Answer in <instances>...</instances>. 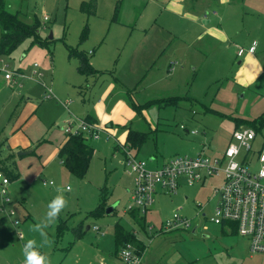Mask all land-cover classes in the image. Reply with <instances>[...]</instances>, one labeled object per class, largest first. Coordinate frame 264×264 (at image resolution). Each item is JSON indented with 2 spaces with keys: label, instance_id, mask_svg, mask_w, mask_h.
<instances>
[{
  "label": "rangeland",
  "instance_id": "obj_1",
  "mask_svg": "<svg viewBox=\"0 0 264 264\" xmlns=\"http://www.w3.org/2000/svg\"><path fill=\"white\" fill-rule=\"evenodd\" d=\"M84 2L88 3L83 5ZM89 2L6 0L11 12L28 24H38V29L12 53L0 55V66L7 64L8 70H21L24 74L21 84L13 85L0 70V130L6 127L10 109L19 97L29 98L35 109L21 132L36 143L34 153L39 156L16 152L11 157L7 145L0 146V173L7 178V173L16 175L8 178L6 196L0 193V264H24L22 249L30 239L36 241L49 264H120L114 241L115 222L133 231L144 244L141 264H264V253L250 252L244 237L221 235V226L210 221L215 205L212 188L219 183L217 178H209L201 188L187 186L181 190L183 194L158 197L144 216L146 227L142 229L125 211L133 176L123 167L124 146H117L103 130L98 137L90 138L93 151L83 177L73 175L58 161L51 167L43 164V159L65 137L61 129L66 121L63 117L71 115L76 125L78 117H84L88 104L101 96L109 82L110 73L99 78L91 97L85 99L81 95L87 96L93 81L79 86L85 93L73 90L74 86L69 85H74L78 76L76 51L88 61L102 59L103 67L114 66V75L122 82L128 81L132 88L139 79L143 80V73L144 80L152 78V84L145 89L130 88L137 101H159L155 106L160 117L156 131L150 130V124L138 115L125 126L148 132L146 142L138 150L129 148L137 159L148 160L153 152L158 159L177 153L195 155L189 150L192 146L207 155L212 150L220 153L232 132L241 126L236 125V119L252 121L264 114V34L260 29L255 55L262 69L255 70V65L248 69L232 59L224 43L206 54L200 49L206 46L202 42L193 44L189 35L178 45L164 42L160 27L151 25L157 16L154 5H146L144 0H95L93 13ZM158 17L160 22L167 20L166 15ZM194 32L192 28L190 33ZM171 46L176 53L169 62ZM69 49L73 54L69 55ZM241 58L245 56L238 59ZM34 62L39 64L36 70L42 75H33ZM44 87L53 91L47 99L42 98ZM171 97L176 100L165 104ZM68 99L73 100L69 110L63 106ZM181 123L196 130V134L186 133L180 128ZM256 132L254 149L263 147L264 151V126ZM120 134L121 130L116 136ZM49 181H54V185ZM60 194L67 205L45 229L49 241L45 244L44 237L32 228L45 221L49 202ZM100 201L104 207L115 204L114 210L110 214H88ZM179 206H183L181 213L191 218V227L161 231L163 220ZM200 209L205 217L196 215ZM95 225L99 229L95 230ZM148 225L153 228L148 230ZM76 226L79 236L74 232Z\"/></svg>",
  "mask_w": 264,
  "mask_h": 264
},
{
  "label": "crops",
  "instance_id": "obj_2",
  "mask_svg": "<svg viewBox=\"0 0 264 264\" xmlns=\"http://www.w3.org/2000/svg\"><path fill=\"white\" fill-rule=\"evenodd\" d=\"M144 2L146 5H148V3L154 5L153 9L155 10L154 12L157 16L153 18V22L151 23V25H155L157 28L160 27L159 29L162 30L160 35L162 36L161 38L164 42H171L172 46L178 45L181 41L187 39L189 35V37L192 38L191 42L193 44L202 42V45L206 46L204 48H200L201 50H204L206 54L208 53V51H212V53L215 52L219 44L224 43V45L226 44L228 48V53L230 54V56H232V59L237 60V64L239 66L241 64H244L245 68L250 69L255 65V67H253L255 68V70L262 69L261 61H259V58L255 55V53L259 45L256 34H259V29L264 34V0H144ZM161 14L166 15L167 20L165 22L158 21V16H160ZM171 18H174V22H172L173 20H170ZM192 28L195 30L193 35L190 33ZM252 41H256V48L254 52H244L243 55L237 56V47L242 46L244 48H247L252 43ZM172 46L169 54V62L176 53V48L172 50ZM157 51L158 50L156 49L155 53ZM89 53H91V50H89ZM243 56H245V59H238ZM108 61L109 63H111L110 59H108ZM88 62L93 69V74L86 76L83 75L78 71V65L76 64V73L78 74V79L74 78V85L72 83L69 85L70 87L74 86L73 90H75L79 89V86L81 85H88L90 80L93 81L92 86L87 91L89 94L86 92V90L79 89L80 92L83 91V93L86 92L85 94H87V96L83 94L81 95L83 99H85L86 97H91L92 91L96 87L95 83L99 80V78L109 73L110 74L108 75L109 82L106 84L104 90L101 93V96H98L97 100H95L92 104H88V108L83 118L85 119L86 117L90 116L94 120V123L102 128L103 132H105L108 136H111L115 140L116 145L120 146V148L121 145L127 147V145L125 144V140L128 128L131 127L125 128V126L137 115L144 119L147 124H150V130L156 131L157 128L155 127V125L160 122V117L156 112L157 108H155L158 102H152L149 106L143 107L139 112H137V110L133 109L132 104L141 106L143 104L149 103L151 100L137 101L134 93L132 92L133 90L130 89L132 88V85H130L128 81L122 82V79L120 81V79L115 76L116 74L114 73V66L113 69L109 67H103L101 63L102 59L99 58H97L96 60L94 59V61L90 60ZM17 71L23 74L21 70ZM145 77L146 73H143V80L139 79L133 85L135 91L139 86H142V88L145 89L152 84V78L144 80ZM20 78L24 79V74L23 76L15 77L14 81H10L7 79L6 80L10 81L13 85H20ZM244 83H247V81L244 80ZM43 86L45 85L43 84ZM19 98L20 99L17 101V103L14 104L10 109L9 116L6 119V127H2L0 130V146H4L6 144L8 148V155L11 157L12 154H15L16 152L18 155L26 153H33L34 155H36L33 148L36 143L34 141L32 142L31 138L23 134L24 132H21L24 130V124L26 123L30 115H32V113L34 112L35 104L29 98H27L26 100H24L25 98L23 97ZM72 102L68 104V108L69 105L72 104ZM192 112L194 111L192 110ZM149 118L153 119L154 121L150 123ZM63 120L66 121L64 122ZM63 120L62 121L64 122V124H66L67 122L72 120V116H64ZM153 123L154 125H151ZM64 124L61 125L62 130ZM180 125H184V131L186 133L191 134L189 131L194 130H189L185 123H181ZM120 130L121 134L119 137H117L116 133ZM63 133L65 134L64 139L58 146L54 148V150H52V152H50L43 159L44 165H49L51 167V164L54 161H58V163L62 165L61 161L58 158V152L67 138V134L64 131ZM195 134L196 133L192 135ZM41 142L42 140H38V143ZM127 148L129 149V147ZM201 148H203V145H201ZM190 149H192V152H201L200 148L197 149V147L194 146L189 147V150ZM212 151L213 153L209 155H218L223 150L220 153H214V150ZM178 154L179 153L171 155L168 158L158 159L156 152H153L149 154L148 160H150L149 163L152 164V166H156L161 162ZM36 156L38 157L39 155ZM44 165H42L43 168ZM5 168L8 167L5 165ZM204 184H199V187H203ZM185 187H187V185L184 182H181V186L179 187V190L177 192H181L183 194L184 192H182L181 190ZM129 190L131 189H128L127 191ZM127 194L129 195V193ZM163 195L166 194H163L160 191L156 193L155 202L148 209V211H150L155 206L157 198L162 197ZM184 198H187V196L184 195ZM182 207L183 206H179V208H176L174 211L178 210L181 213V210L183 209ZM172 213L168 217H170ZM196 215L198 214L196 213ZM89 228L90 226L86 227V229ZM152 228V226H147L148 230H151ZM79 230L80 229L76 226L74 232L75 234H77V236H79ZM193 231L194 229H192V232ZM220 233L224 236L232 234L227 228L222 229V227Z\"/></svg>",
  "mask_w": 264,
  "mask_h": 264
},
{
  "label": "built area",
  "instance_id": "obj_3",
  "mask_svg": "<svg viewBox=\"0 0 264 264\" xmlns=\"http://www.w3.org/2000/svg\"><path fill=\"white\" fill-rule=\"evenodd\" d=\"M47 20V16H43ZM256 41L244 48L237 47V56L244 52L253 53ZM33 75H42L33 63ZM4 78L14 81L15 77L23 76L17 70H8L7 64L0 66ZM53 95L50 87H44L42 98L47 99ZM72 102L68 99L63 106L67 109ZM74 120L63 126L66 134L83 133L86 137H98L103 130L96 123H90L79 118L76 125ZM185 129L184 125H180ZM191 134L196 130H190ZM256 130L249 126L236 128L226 144L224 150L218 155H207L198 152L195 155L188 153L175 155L156 166H150V160L137 159L135 154L125 146L123 147V167L133 176V187L128 191L129 198L125 211L137 209L144 214L154 204L158 191L163 194H175L184 182L187 186L204 184L209 178H217L219 183L212 188V197L215 205L209 216L211 222L224 225L229 230L231 223L236 226V234L244 237L248 249L252 253H264V151L254 149ZM256 164L255 169H251ZM50 182V181H49ZM48 184H51L49 183ZM9 179L0 173V193L6 196V187ZM12 213V211H11ZM198 215L205 217L200 209ZM191 227V220L178 210L164 220L161 231H173ZM94 229H99L96 225ZM150 229V228H149ZM117 257L120 264H140L142 254L136 247L126 243L118 250Z\"/></svg>",
  "mask_w": 264,
  "mask_h": 264
},
{
  "label": "trees",
  "instance_id": "obj_4",
  "mask_svg": "<svg viewBox=\"0 0 264 264\" xmlns=\"http://www.w3.org/2000/svg\"><path fill=\"white\" fill-rule=\"evenodd\" d=\"M88 2H84L83 5ZM91 11L94 12L95 0H90ZM85 7V6H84ZM38 29V24L36 23H26L21 20L17 13L11 12L6 4V0H0V55L12 53L27 37L35 32ZM76 57L78 60V71L83 75L93 74V69L91 68L87 58L81 52L76 51ZM73 54V51L69 49V55ZM176 98L171 97L167 99L166 103H172ZM152 102H159L157 100L150 101L149 103L143 104L141 106L133 105V109L139 112L143 107L149 106ZM86 121L94 123V120L89 116L85 118ZM236 125L248 124L247 126L254 128L256 131L264 126V114L257 117L252 121H243L241 119L235 120ZM148 132L138 131L132 128H128L126 135L125 144L129 148L139 149L142 144L147 140ZM88 137L83 133L78 134H67L65 142L59 149L58 158L61 161L62 165L77 177H83L89 166L93 148L90 145ZM8 178H14L16 175L7 173ZM104 203L100 201L96 208L89 212L88 214H101L105 212L106 207ZM129 216L132 218L134 223L140 225L142 229H145L144 225V214L140 213L139 210L133 209L128 211ZM229 231L232 234H236V226L234 223L229 224ZM222 229H225V226H221ZM114 241L116 245V255L121 246L126 243L133 244L138 253L142 254L144 251V244L138 240L133 231L125 229L118 222L114 224Z\"/></svg>",
  "mask_w": 264,
  "mask_h": 264
},
{
  "label": "clouds",
  "instance_id": "obj_5",
  "mask_svg": "<svg viewBox=\"0 0 264 264\" xmlns=\"http://www.w3.org/2000/svg\"><path fill=\"white\" fill-rule=\"evenodd\" d=\"M262 175H264V172H262ZM49 183L54 185L55 182L50 181ZM57 191L60 192L61 190L57 189ZM66 205L67 201L62 194L55 196L48 204L45 221L33 226L32 231H38L40 235L44 237L45 244L49 243L45 229L58 217L59 213ZM22 251L25 257L24 264H49L47 256L37 249L34 239L28 240Z\"/></svg>",
  "mask_w": 264,
  "mask_h": 264
},
{
  "label": "water",
  "instance_id": "obj_6",
  "mask_svg": "<svg viewBox=\"0 0 264 264\" xmlns=\"http://www.w3.org/2000/svg\"><path fill=\"white\" fill-rule=\"evenodd\" d=\"M50 37H51V35H50ZM114 208H115V204H111V205L107 206L105 209V213H107V214L111 213Z\"/></svg>",
  "mask_w": 264,
  "mask_h": 264
}]
</instances>
